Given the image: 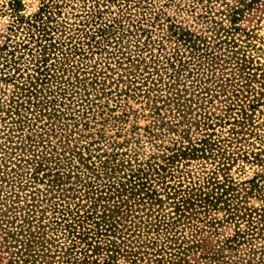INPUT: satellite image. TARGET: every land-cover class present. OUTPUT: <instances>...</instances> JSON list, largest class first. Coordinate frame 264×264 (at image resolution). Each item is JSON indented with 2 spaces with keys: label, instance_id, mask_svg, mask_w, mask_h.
Instances as JSON below:
<instances>
[{
  "label": "trees",
  "instance_id": "1",
  "mask_svg": "<svg viewBox=\"0 0 264 264\" xmlns=\"http://www.w3.org/2000/svg\"><path fill=\"white\" fill-rule=\"evenodd\" d=\"M43 1L44 4L36 15H20L14 27H10L14 30L21 25H28V43L23 44V48L32 50L29 46L32 40L39 42L40 55L35 56L32 53L31 58L34 72H29L28 77L24 78V72L18 66V60L23 56H16L15 48H10L11 42L6 41L0 46V82L12 81L15 88H18L15 92L17 96L12 98L13 104L23 106L26 102L20 101V98L24 95L28 97L29 111L35 112L36 118L49 116L52 119L54 116V120L45 127V135L40 140L43 150L33 149L32 146L28 148V165H34L32 175L38 180L45 179L50 185L49 189L57 186V191L53 196L45 193L41 198L32 190L28 197V217H24L15 228L18 230L16 235L22 231L24 234L25 229L28 230V236L25 234L22 239V244L28 243V256L24 260L28 264H121L117 262V257L121 254L130 259V264H174L178 259L182 260L192 247L189 239L185 242L186 236L181 237L184 230L195 228L199 231L198 223L220 208H226L231 218L239 217L238 219L246 222L244 228H240L229 239L228 244L236 246L248 243L251 245L250 255L255 256L258 252L262 255L264 242L261 241L259 245L253 242L256 239L264 240V206L261 212L258 211V217H250L254 212L251 208L250 212L238 213L243 208L242 196L248 193H260L264 196V170L241 183L229 174V170L232 163L239 158L264 164V147L255 150L246 148L242 143L247 140V134L260 138L263 136L260 128L264 127V120L257 122L252 119L251 111H255L264 101V71L259 76L252 71V59L241 57L233 62L238 74L234 73L232 77L219 75L216 66L221 65L225 69L235 56V51L232 54H223L222 41L217 42L218 48L214 50L212 42L206 36L203 37L191 29L178 31L171 25L172 31L166 36L175 35L176 41L180 43L173 50H167L162 39L164 37L154 38L153 29L145 26L141 19L128 17V26L121 21L116 25L99 22L103 15L100 8L96 9L100 6V0H81L83 6L87 7L89 16L82 22V27L76 28L80 32H73L70 31L72 26L66 25L68 22L65 25L54 23L62 13L63 4H59L57 0ZM138 2L141 3L139 0ZM67 3L69 2L66 1ZM10 4L15 13L21 6L20 0H12ZM157 17L158 15L155 18ZM148 21L152 25L156 22L151 18ZM77 33L81 35L76 36ZM143 35H146L144 40ZM133 45L136 48L132 52L129 46ZM153 45H157L160 55L153 50ZM106 49L109 55L117 53L118 61L124 62L146 61L143 52L150 49V59L155 64L152 69L153 65H150L147 73L142 69L140 74L143 76L135 72L131 76L128 74L127 77H115L116 92L120 97L122 94L134 95V82L140 78L143 79L140 80L141 84L147 85L142 93L150 95L154 90L169 87L173 88L169 97L181 101L184 96L182 92L187 91V88H176L174 85L192 78L200 91L205 90L211 95L210 100L224 95L231 100L227 106L230 110L229 118H224V115L216 116L217 123L226 124L230 121L229 134L226 138L213 137V133L208 130L213 128L214 123L204 120L206 127L202 129L207 133L199 141L185 144L182 138L177 139L173 145L166 147L171 152L161 155L164 157L163 161L148 159L139 166H128L130 161L121 157L116 160L117 154L102 158V154L98 153L100 161L90 163V156L87 157L84 151L72 149L65 154L66 150L61 153L55 144L52 147L48 145L52 140L50 135L55 134L57 129L55 120L60 121L65 113V108L62 107H67V101L75 102L79 97L78 87L87 89L90 84L92 88H98L96 86L99 84L104 89L108 87L106 81L109 73L103 67L89 70L91 66L88 63L90 55ZM50 59H53L51 63L48 62ZM110 65L108 63V67ZM162 67L168 80H163V74L160 73ZM11 69L15 70L13 74ZM67 71H75V79H65ZM87 73H92V76H87ZM22 78L24 79L21 80ZM128 78L131 79L128 87L120 86V82H125ZM183 85L186 87L185 83ZM110 92L112 91H103L106 94ZM89 95L88 93L82 98V101L88 102L82 103L83 108L86 105V108L91 109L94 103L99 105ZM72 113L71 110L68 115ZM234 143L237 145H233ZM225 144L232 146V151H227ZM32 149L33 152L29 153ZM196 156L213 158L214 167L208 168L203 175H194L190 170H186L183 175H177L176 171L180 170L174 164L180 159L190 160ZM2 162L3 158L0 159V168ZM125 167L129 171L121 175L120 172ZM80 168L89 169L91 178H82L77 171ZM73 174L76 180L71 181ZM168 176L175 179L174 183L167 180ZM74 184L80 185L78 195H73L79 197V200L75 199L72 206L69 190L75 188ZM240 184L245 185L243 191L239 189ZM46 201L48 202L45 203ZM141 212L147 214L146 238L142 236L146 231L142 232L139 228L140 221L137 220L138 217L142 219L143 214L139 215ZM149 215L152 217L149 218ZM18 217L16 213L13 218H7L5 209L0 208V230L6 232L5 236H0V243L15 237L7 222L14 224ZM5 220L7 222L3 224ZM26 222L28 228L25 227ZM144 245L145 248H142ZM254 256L248 258L247 264L254 263Z\"/></svg>",
  "mask_w": 264,
  "mask_h": 264
},
{
  "label": "rangeland",
  "instance_id": "2",
  "mask_svg": "<svg viewBox=\"0 0 264 264\" xmlns=\"http://www.w3.org/2000/svg\"><path fill=\"white\" fill-rule=\"evenodd\" d=\"M11 1L0 0V46L6 41L11 42L12 46L10 48H15L16 56H23L21 60H16L20 62L18 66L24 72L25 78L28 77L29 72H34V67L32 66L34 63L31 62V58L32 53L35 56L40 55L39 42L32 40L29 44L32 50L23 48V44L28 43V25H21L20 28L14 30H11L10 27H14L17 17L20 15L25 17L36 15L44 1L20 0L21 6L16 13L11 8ZM57 1L63 6L62 13L54 23L58 22L60 25H65L68 22L66 25L72 26L70 31L80 32L76 28L82 27V22L89 16L87 7L83 6L81 0ZM66 1L69 3L66 4ZM139 1L141 3L138 0H100V6L96 9L100 8L103 11V15L99 22L116 25L117 22L121 21L128 26V17L135 18V20L141 19L145 26L153 29L152 36L154 38L161 39L164 37L162 39L167 46V50H173L180 43L176 41L175 35L166 36L168 32L172 31L170 29L171 25L175 26L178 31L191 29L203 37L206 36L212 42L214 50L218 48L217 42L222 41L223 49L221 51L224 55L226 53L232 54L235 51V56L231 59L232 63H229L225 69L221 65L216 66V72L219 75L224 74L232 77L234 73L238 74L239 71L233 62L241 57L252 59L254 68L252 71L257 72L256 74L259 76L263 74L264 0ZM157 15L158 17L155 18ZM149 18L155 19L156 22L152 25L148 21ZM92 23H95V21ZM88 25L90 26V24ZM67 30L69 31V29ZM63 33L65 34V32ZM77 34L76 36L81 35ZM145 37L146 35H143L142 40ZM8 38H10L9 41ZM130 46L129 48L133 52L136 47L134 45L133 47ZM152 47L157 55L161 54L157 45ZM109 50L112 49L109 48ZM117 51L118 49H116ZM143 54L146 61L137 60L136 62L118 61L117 53L114 52L109 55L107 49L90 55L88 63L91 67L89 70H99L103 67L110 75L106 81L108 87L104 89L100 84L96 86L98 88H94L95 86L92 88L91 84L88 85L87 89L78 87L79 97L75 99V102L67 101V107L65 105L62 107V109L65 108V113L60 121L55 120L57 129L55 134L50 135L52 140L51 144L48 145L52 147L55 144L61 153L66 150L65 154H68L67 152L72 149L84 151L87 157L90 156L88 160L90 163H98L100 161V157H97L98 153L102 154V158H108V155L109 157H114V154H117L116 160L121 157L130 161L127 163L128 166L130 164L139 166L140 163H145L148 159L152 161L160 159V161H163L164 159L162 158L164 157L161 155L164 152H171L166 147L173 145L177 139L181 140L182 138L185 144L199 141L207 133L205 129H202V127H206L203 124L204 120L214 123L213 128L208 130L213 133V137L221 136L226 138L229 134L231 123H229L230 121L226 124L217 123L218 119L216 116L224 115V118H229L230 110H228L227 106L231 100L225 95L221 98L210 100L211 95L205 90L200 91V88H197L192 82V78H187L186 82L182 81L180 84L174 85L176 88H187V91L184 90L182 92L184 96L181 101L169 97L173 91V88L169 87L154 90L150 95L142 93L146 90L147 85L141 84L140 80L143 79L140 78L134 82L136 85V91H133L134 95L125 96V94H122L123 96L120 97L117 94L115 77L122 75L127 77L128 74L131 76L135 72L140 74L142 69L144 73H147L150 65H153L151 69L154 67L155 64L150 59V49L144 51ZM52 57L53 55H51ZM52 60L50 59L48 62L51 63ZM108 63L111 64L110 67H108ZM158 66H161V63H158ZM14 71V69H11V74ZM164 71L162 67L160 73L163 74V80H168ZM74 73L75 71L65 72V79H75ZM87 76L91 77L92 73H87ZM183 76L185 77V75ZM130 82L131 79L128 78L127 81L120 82V86L128 87ZM184 83L186 87H184ZM0 88H2L0 90V159L3 158L0 168V199H3V201H0V208L5 209L7 218H13L16 213L19 215L14 224L8 223L6 220L3 223L6 224L7 222V224L11 225L12 235L15 237H13L14 239L8 238L10 239L9 241L4 240L3 243H0V264H28L24 260L28 256V243L26 245L22 244L25 234L28 236V230L25 229L24 234L22 231L16 235L18 230L15 228L20 225L18 223L24 217H28V197L32 190L36 191V196H41V198L45 193L53 196V193L57 191V186L49 189L50 185L45 179L38 180L34 177V174L32 175L34 165H28V148L32 146L33 149L43 150L40 140L43 139L42 135H45V127L54 120V116L52 119L49 116L36 118L35 112L29 111L28 97L24 95H21L20 98V101L26 102L23 106L18 105V103L16 105L13 104L12 98L17 96L15 92L18 88H15V84L12 81H1ZM104 90H111L112 92L106 94L103 93ZM88 93L90 94L89 98L95 99L99 105L94 103L91 109L86 108V105L85 108L82 107V103H88L87 101H82V98H85ZM71 110L73 113L68 115ZM93 110L95 111L93 112ZM251 112L253 113L252 119H256L255 121L257 122L263 121L264 101L255 111ZM209 116L210 118H208ZM61 126L62 128H59ZM260 132L263 135L262 138L247 134V140L242 142L244 146L246 148H255V150H260V148L264 147V127L260 128ZM36 144L38 147H36ZM226 145L224 147L227 151H232V146ZM233 145H237V143ZM33 149L29 153L33 152ZM62 155L65 156L64 154ZM212 159L211 157L203 158L198 156L192 157L190 160L180 159L179 162L174 164V167L177 166L180 170L176 171L177 175L178 173L185 174L186 170L192 171L194 175H203L208 168L214 167ZM261 170H264V164L261 165L257 162L239 158L230 166L229 174L237 182L241 183L246 179L252 178ZM77 171L80 172L79 174H81L82 178H91L89 169L80 168ZM128 171L129 168L125 167L120 173L122 175ZM72 176L71 181L76 180L75 174ZM183 178L185 183V177ZM167 180L171 183L175 181L170 176L167 177ZM74 185L75 188L69 190L72 196L70 197V201L73 203L72 206L75 199L79 200V197H74L73 195H78L80 185ZM244 187V184H240V191H243ZM244 192L246 191L244 190ZM102 201L107 202V200ZM242 206V212L238 214L244 211L250 212L249 208H251L254 212L250 217H258V211L261 212L264 206V196L260 193H248L242 196ZM167 208L169 209V205H167ZM141 214H143L142 219L140 220L138 217L137 220L140 221L139 228L143 230L142 232H145L148 229L146 227L147 214L144 212L139 213V215ZM151 217L149 215V218ZM238 218H231L226 208H220L204 218L203 222L198 223L199 231L195 228L184 230L181 237L186 236L185 242H188L187 239H189V244H192V247L188 249L182 260L178 259L174 264H247L248 258H253L254 256L253 254H251L252 256L250 255L251 245L248 243L236 246L228 244L229 239L235 236L240 228L245 226L246 222ZM25 224V227L28 228V223L26 222ZM145 233L142 234L143 238H146L147 231ZM5 235L6 232L0 230V236ZM261 241L264 242V240L256 239L253 244L259 245ZM136 248L139 249V247ZM142 248H145V245ZM159 255H162V253H159ZM254 258L253 264H264V253L261 255L258 252ZM258 260L259 263H257ZM117 262L121 264L131 263L130 259L121 256V254L118 255Z\"/></svg>",
  "mask_w": 264,
  "mask_h": 264
}]
</instances>
